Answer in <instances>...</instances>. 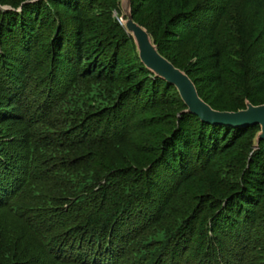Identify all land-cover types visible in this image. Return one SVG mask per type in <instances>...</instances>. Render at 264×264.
Listing matches in <instances>:
<instances>
[{
  "label": "trees",
  "instance_id": "trees-1",
  "mask_svg": "<svg viewBox=\"0 0 264 264\" xmlns=\"http://www.w3.org/2000/svg\"><path fill=\"white\" fill-rule=\"evenodd\" d=\"M114 10L0 0V264H264L259 127L186 113ZM130 11L213 110L264 105V0Z\"/></svg>",
  "mask_w": 264,
  "mask_h": 264
},
{
  "label": "water",
  "instance_id": "water-1",
  "mask_svg": "<svg viewBox=\"0 0 264 264\" xmlns=\"http://www.w3.org/2000/svg\"><path fill=\"white\" fill-rule=\"evenodd\" d=\"M131 0H121V7L127 20L126 31L132 36L138 57L144 67L167 84L173 86L184 106L186 113L199 118L208 125H221L233 128L258 126L256 143L264 141V105L246 104V108L237 112H219L213 110L198 95L192 80L182 70L159 54L149 34L136 22L130 11Z\"/></svg>",
  "mask_w": 264,
  "mask_h": 264
},
{
  "label": "rangeland",
  "instance_id": "rangeland-1",
  "mask_svg": "<svg viewBox=\"0 0 264 264\" xmlns=\"http://www.w3.org/2000/svg\"><path fill=\"white\" fill-rule=\"evenodd\" d=\"M116 3L118 4V6H119V8H120V11H118V10H114V11H112V13H113V17H114V19L115 20H117L119 23H122V25L125 27V23H126V20H127V18H126V16L124 15V13H123V11H122V7H121V0H116ZM126 29V28H125ZM144 29V28H143ZM145 30V29H144ZM166 59V58H165ZM258 134V133H257ZM184 192V194H183V196H187V192L188 191H183ZM188 200L189 199H186L185 198V202H187L188 203Z\"/></svg>",
  "mask_w": 264,
  "mask_h": 264
}]
</instances>
